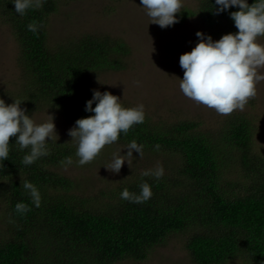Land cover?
Masks as SVG:
<instances>
[{
    "label": "trees",
    "instance_id": "trees-1",
    "mask_svg": "<svg viewBox=\"0 0 264 264\" xmlns=\"http://www.w3.org/2000/svg\"><path fill=\"white\" fill-rule=\"evenodd\" d=\"M12 0H0V20L11 29L18 46L20 90L3 94L7 103L22 101L26 114L51 107L74 122L92 113L84 111L91 99V77L125 69L128 49L121 40L95 34H77L50 43L48 19L58 0H45L26 15L15 13ZM255 0H247L251 5ZM215 0H201L197 14L211 37L235 33L228 12L214 14ZM42 24L37 34L26 26ZM95 107V104H93ZM198 123H151L145 118L117 142L135 140L143 151L161 152L177 162L160 179L133 177L108 202L94 208L69 194L72 182L55 173L71 157L67 145L47 144L48 155L31 165L22 163L21 151L9 138V155L0 161V196L6 199L12 224L0 237V264H115L142 262L150 251L173 233L189 231L186 250L193 264H264V157L253 149L250 122L239 115L215 133L198 131ZM159 145L156 149L155 146ZM236 172V178L231 173ZM33 183L41 193L34 207L23 188ZM146 181L152 197L144 203L121 199L127 188L139 193ZM113 201V202H112ZM18 202L30 209L15 212Z\"/></svg>",
    "mask_w": 264,
    "mask_h": 264
},
{
    "label": "rangeland",
    "instance_id": "rangeland-1",
    "mask_svg": "<svg viewBox=\"0 0 264 264\" xmlns=\"http://www.w3.org/2000/svg\"><path fill=\"white\" fill-rule=\"evenodd\" d=\"M57 12L48 19L50 43H56L77 36L95 34L121 40L129 55L125 57L126 67L119 71H106L91 77V86L101 93L109 92L120 98L123 107L143 104L145 118L151 123L173 124L180 121L198 123V131L215 134L224 123L235 115L246 118L253 131L252 151L264 157V80L257 85L256 96L250 98L243 110H234L228 115L218 114L214 109L186 98L179 89L183 70L179 56L191 51L197 42L195 33L207 35L212 27L197 14L201 0H182L179 22L161 29L150 23V18L140 6V0H58ZM220 37H212L218 40ZM264 45V36L257 38ZM18 46L10 27L0 20V99L3 94L12 95L20 90V73L17 65ZM264 74V68L258 70ZM9 101H6V104ZM53 118L55 134L47 144L67 145L72 154L69 159L53 171L69 179V192L76 201L97 208L108 202L122 184L130 178L142 177L141 172L162 166L163 174H175L177 162L161 152L143 151L139 156L133 150V157L124 156L129 163L122 164L119 173L106 169L114 153L126 154L125 144L115 142L106 145L89 163L80 165L76 156V142L68 131L74 125L63 115L51 108L42 107L31 113L37 124ZM47 140V138H46ZM236 178V172L231 173ZM113 202V201H112ZM12 220L7 211L6 199L0 196V237L8 232ZM190 232L173 233L164 242L154 247L145 261L123 260L115 264H193L186 250ZM232 264H244L238 260Z\"/></svg>",
    "mask_w": 264,
    "mask_h": 264
},
{
    "label": "clouds",
    "instance_id": "clouds-1",
    "mask_svg": "<svg viewBox=\"0 0 264 264\" xmlns=\"http://www.w3.org/2000/svg\"><path fill=\"white\" fill-rule=\"evenodd\" d=\"M45 0H12L15 13L26 15L27 11L43 6ZM217 5L214 14L228 12L229 7H238V11L228 12L237 31L222 35L213 40L210 35L197 31V42L191 51L179 56V66L183 77L179 79L182 94L197 104L214 109L218 114L228 115L234 110H243L250 98L256 96V85L264 80V74L258 70L264 68V45L257 38L264 36V0H255L249 5L247 0H215ZM150 18V23L161 29L171 27L179 22L178 15L182 9V0H140V6ZM42 24L29 23L26 28L37 34ZM120 98L107 91L101 93L92 90L91 99L85 102L84 111L92 115L79 118L69 129L68 135L76 142L78 163L91 162L100 151L109 144L118 141L121 134H127L134 125L145 120L143 104L125 108ZM22 101L13 100L6 104L0 99V161L7 160L10 145L9 138L15 137L19 149H29L23 156L22 163L33 164L42 156L48 155L47 143L55 134L53 118L43 123H35ZM95 104V107H93ZM47 138V140H46ZM121 151L113 154L108 170L119 173L122 164L127 162L124 156L133 157V150L141 156L143 144L135 140ZM156 149L159 145L155 146ZM71 164V159L67 160ZM142 177L151 176L160 179L163 176L162 166L141 172ZM23 188L31 198L34 207L41 205V193L31 182L25 180ZM139 193L123 189L120 197L131 203L147 202L153 195L151 186L142 181ZM15 212L24 214L30 209L23 202L15 205Z\"/></svg>",
    "mask_w": 264,
    "mask_h": 264
}]
</instances>
